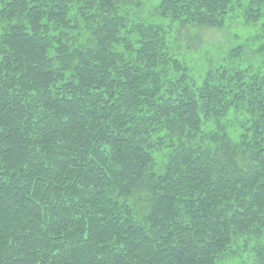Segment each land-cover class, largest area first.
I'll list each match as a JSON object with an SVG mask.
<instances>
[{
    "label": "trees",
    "instance_id": "trees-1",
    "mask_svg": "<svg viewBox=\"0 0 264 264\" xmlns=\"http://www.w3.org/2000/svg\"><path fill=\"white\" fill-rule=\"evenodd\" d=\"M156 3L0 0V264H264V0Z\"/></svg>",
    "mask_w": 264,
    "mask_h": 264
},
{
    "label": "rangeland",
    "instance_id": "rangeland-1",
    "mask_svg": "<svg viewBox=\"0 0 264 264\" xmlns=\"http://www.w3.org/2000/svg\"><path fill=\"white\" fill-rule=\"evenodd\" d=\"M158 0H145V6L140 12L141 17L145 20L153 21L155 17H152L151 11L154 9V5L157 4ZM173 26L172 32L176 34ZM257 26L246 25L242 22L241 16L235 15L227 20V26L224 29H211V28H196L188 27L182 29L181 33H177L176 37L180 36L181 51L180 53L186 52V60L192 70V75L198 81L201 80L202 76L206 72L208 66H215L218 63L224 62L223 59L229 58L228 53L234 46H240L249 39H253L257 34ZM175 36V35H174ZM196 36L198 42L194 46V49L188 51L186 49L187 41ZM234 116L231 115V120ZM250 253L245 255L244 260L249 257ZM223 264H243L240 258L226 259Z\"/></svg>",
    "mask_w": 264,
    "mask_h": 264
}]
</instances>
